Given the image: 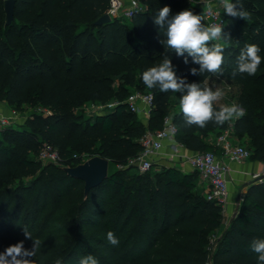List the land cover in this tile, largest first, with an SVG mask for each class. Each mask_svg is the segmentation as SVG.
Segmentation results:
<instances>
[{
    "label": "trees",
    "instance_id": "16d2710c",
    "mask_svg": "<svg viewBox=\"0 0 264 264\" xmlns=\"http://www.w3.org/2000/svg\"><path fill=\"white\" fill-rule=\"evenodd\" d=\"M131 19L97 26L110 0H14V19L6 25L0 0V101L18 112L35 108L22 124L0 131V250L20 241L31 249L26 229L41 241L35 261L48 260L66 242L61 264H79L92 255L98 264H257L253 239H264V181L251 183L236 215L222 228L221 207L207 200L195 172L175 167L139 173L129 161L141 151L145 131L162 128L171 117L175 141L194 152L222 153L210 141L228 124L249 159L264 163V0H241L251 18L228 16L221 39L224 74L192 75L184 57L166 51L163 30L154 17L165 6L171 15L199 14L189 0H138ZM205 24V22L203 21ZM206 25V24H205ZM245 44L260 47L262 62L254 76H231ZM171 58L188 83L219 87L221 106L238 104L246 115L223 126L186 127L180 94L148 89L142 73ZM187 55V54H185ZM150 93L154 106L145 123L126 104L130 93ZM176 100V102H174ZM117 102L102 113L83 118L76 110L87 102ZM178 105V108L175 106ZM59 152L58 165L43 164L42 144ZM89 152L117 166L99 186L84 195V183L63 170L82 162ZM111 231L117 246L107 240Z\"/></svg>",
    "mask_w": 264,
    "mask_h": 264
},
{
    "label": "clouds",
    "instance_id": "9594fccd",
    "mask_svg": "<svg viewBox=\"0 0 264 264\" xmlns=\"http://www.w3.org/2000/svg\"><path fill=\"white\" fill-rule=\"evenodd\" d=\"M220 5L223 12L233 18L238 17L245 21L251 18V14L244 8L241 0H220ZM170 13V7L165 6L154 17V24L163 30L165 39L161 40V43L166 51L184 57L183 62L186 65L189 63L188 57H191V62L199 65V68L190 69L192 75L207 73L211 74V77L222 76L224 47L216 41L230 39V36L223 32L222 24L205 25L204 15H196L190 10H183L175 15ZM260 52L258 45L245 44L240 50L231 76L233 78L243 74L254 76L262 62ZM142 81L148 89L180 94V110L186 127L196 126L203 129L210 122L223 126L226 122L246 115L244 108L235 103L221 106L217 110L214 105L223 97L222 89L210 85L208 79L200 84L188 83L186 78L177 75L168 55H164L158 64L145 70L142 73ZM24 236L33 241L32 248L26 249L23 241L8 246L0 252V264H36L34 258L40 250L41 241L34 239L26 229ZM107 240L113 246L119 244L111 231L107 233ZM250 247L257 254V264H264V239H253ZM56 264L61 262L58 260ZM79 264H98V261L92 255H88L81 258Z\"/></svg>",
    "mask_w": 264,
    "mask_h": 264
},
{
    "label": "built area",
    "instance_id": "2783aa9c",
    "mask_svg": "<svg viewBox=\"0 0 264 264\" xmlns=\"http://www.w3.org/2000/svg\"><path fill=\"white\" fill-rule=\"evenodd\" d=\"M193 5L202 9V14L206 25L222 24L224 26L226 18L229 16L223 12L220 5V0H189ZM141 9L138 0H110L109 8L106 14L113 19L129 20L134 13ZM128 109L137 114L143 123L146 124L151 110L154 106L152 94L140 91L130 93L126 99ZM117 102H109L107 104H92V113H102L107 109L113 108ZM20 113L10 109L9 114L0 113V131L14 123L20 118ZM176 128L171 117H166L163 121L162 128L156 131L146 130L139 142L141 151L138 156L129 161V164L136 167L139 173L150 171L155 167L156 158L166 146H170V159L178 158L182 163L190 166L193 172L196 173V184L204 190V195L207 200L215 201L222 212V224H226L227 205L229 202V182L226 174L229 170L227 161L235 163H243L249 159L250 151L245 148L234 135L232 125L228 126L214 139V144L218 146L222 153L216 155L213 152H194L187 154L185 147L175 141ZM40 161L48 163L60 164L61 156L56 148L48 143H44L38 154ZM260 175H254L253 178H258ZM242 200V199H241ZM237 210L234 214L236 215ZM219 236H215L210 240V249L213 250L216 245V240ZM206 264H211L208 261Z\"/></svg>",
    "mask_w": 264,
    "mask_h": 264
},
{
    "label": "crops",
    "instance_id": "0c3cea01",
    "mask_svg": "<svg viewBox=\"0 0 264 264\" xmlns=\"http://www.w3.org/2000/svg\"><path fill=\"white\" fill-rule=\"evenodd\" d=\"M128 2V0H125ZM10 112V108L2 101H0V113L7 115ZM217 136H210V141L214 143V139ZM187 154H192L194 151L185 149ZM171 153L170 146H166L161 152L160 156L156 158L155 169L161 167H175L183 172H193L190 166L186 163H182L178 158L170 159L169 154ZM228 172L226 178L229 182V202L227 205V218L226 224H223V230H225L230 224L237 210L238 204H240L243 195L246 192L247 186L251 183H257L264 181V163L259 161H252L247 159L243 163H235L227 161ZM254 175H260L258 178H253Z\"/></svg>",
    "mask_w": 264,
    "mask_h": 264
},
{
    "label": "water",
    "instance_id": "95a60500",
    "mask_svg": "<svg viewBox=\"0 0 264 264\" xmlns=\"http://www.w3.org/2000/svg\"><path fill=\"white\" fill-rule=\"evenodd\" d=\"M14 0H5L4 10L6 16V25H10L14 19L13 14ZM112 19L108 14H104L99 17L94 24L97 26L110 23ZM110 162L108 159L93 156L84 162L74 167H64L63 170L68 176L74 179H79L84 183V195L102 184V182L108 177Z\"/></svg>",
    "mask_w": 264,
    "mask_h": 264
},
{
    "label": "rangeland",
    "instance_id": "374dc122",
    "mask_svg": "<svg viewBox=\"0 0 264 264\" xmlns=\"http://www.w3.org/2000/svg\"><path fill=\"white\" fill-rule=\"evenodd\" d=\"M199 14L202 15V9L199 8ZM221 41V40H220ZM220 41H216V43H220ZM174 102H176V100H174ZM179 106L176 105L175 108H178ZM11 109V108H10ZM35 110V108L29 107V106H25L24 109L22 111H20V118L18 120H16L14 123H11L9 126H16L17 124H22L26 117L30 114H32ZM93 111V106H92V102H87L85 103L82 107L78 108L76 110L77 114H79L80 116H83V118H90L91 114ZM245 148H247L245 143H241ZM93 156H97V155H92L89 152L83 153L81 155L82 159L87 160ZM38 159V157H36ZM39 160V159H38ZM43 164H49L47 161H41ZM117 168V166H115L114 164H112L110 162V166H109V174L112 173L115 169ZM157 169H155V167H153L151 169L152 172L156 171ZM223 227L219 230L218 232V236H220V234L223 232ZM66 242L63 243L62 247L59 249H56L52 255L51 258L48 260H41V261H37L36 264H54V261H56V259H60L61 257H63V255L65 254V248H66ZM4 251V250H3ZM0 250V252H3Z\"/></svg>",
    "mask_w": 264,
    "mask_h": 264
}]
</instances>
